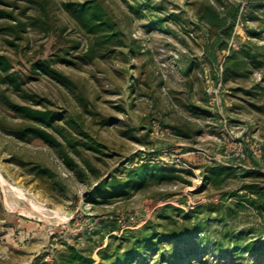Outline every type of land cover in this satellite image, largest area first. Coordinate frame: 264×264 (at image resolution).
<instances>
[{
    "label": "rangeland",
    "instance_id": "374dc122",
    "mask_svg": "<svg viewBox=\"0 0 264 264\" xmlns=\"http://www.w3.org/2000/svg\"><path fill=\"white\" fill-rule=\"evenodd\" d=\"M259 2L0 0L13 76L0 69V264H54L70 250L98 264L110 236L148 224L181 238L132 264H264ZM235 5L232 30L205 25L207 9L227 18ZM92 14L103 29L85 27ZM217 35L224 46L208 53ZM105 178L112 196L90 202Z\"/></svg>",
    "mask_w": 264,
    "mask_h": 264
},
{
    "label": "trees",
    "instance_id": "16d2710c",
    "mask_svg": "<svg viewBox=\"0 0 264 264\" xmlns=\"http://www.w3.org/2000/svg\"><path fill=\"white\" fill-rule=\"evenodd\" d=\"M257 7H259L263 13H264V2L256 3ZM88 12V9L85 5H82V7L79 10V17L86 18ZM240 13V5H235L230 9L227 13L226 17H221L220 14H217L212 9H207L205 11V19L203 20L205 25L208 27H217L219 29L226 28L228 30H232L234 25L236 24L237 16ZM93 15V14H92ZM97 15L91 16L89 19H87L85 23V27H87L91 32L93 31H99L104 28L105 20L100 21L96 18ZM224 39L221 37V35H217L213 40L210 41L208 39L206 43V50L208 53H210L211 49L220 50L224 46ZM235 50L231 49V54L228 57L227 64H229L231 61L235 58ZM216 59V58H214ZM235 65L237 64L236 61H234ZM227 68V66H226ZM0 69L4 70L6 72L8 77H13L11 74L7 73V66L6 61L3 58H0ZM33 116H35L38 120L44 121L49 118V114L46 113H40L35 111L33 112ZM264 157V155H263ZM248 159L253 163L255 167H259V161L258 158L252 155V153L249 152ZM175 173V171H174ZM173 173V174H174ZM109 184V178H105L102 181H100L95 189L91 192V195L89 196V200L92 203L96 202L97 197H101L105 201L112 196V193L106 188ZM125 184L120 183L119 187L122 189L121 192L124 191ZM171 209L173 213L178 214L183 212L174 207H166L164 210ZM190 216L187 215L185 219H189ZM163 220H165L164 224H167L170 221V217L167 215L162 217ZM178 221H174V224H177ZM162 226V225H161ZM118 230V229H117ZM181 233H175L174 231H170L169 233H157L154 226L148 224L145 227H143L140 230H128V231H122L120 236H110L109 237V243L107 247L101 251L98 252V255L100 256L99 263L98 264H107V261L109 259L114 260V264H132L133 262L137 261L139 258V255L142 252V249H151L154 248L159 242H167L172 240L173 242L176 240H180ZM85 263H93L92 259H85L79 255L78 252L75 250H70L68 253V256H63L60 261L54 263V264H85ZM43 264V263H40Z\"/></svg>",
    "mask_w": 264,
    "mask_h": 264
},
{
    "label": "built area",
    "instance_id": "2783aa9c",
    "mask_svg": "<svg viewBox=\"0 0 264 264\" xmlns=\"http://www.w3.org/2000/svg\"><path fill=\"white\" fill-rule=\"evenodd\" d=\"M153 124H154V129L156 130V133H159L160 132L162 135H164V134H170L169 129H161L160 127H158V125L155 124V122ZM259 152H261V151H259ZM247 155H248V153H247ZM237 156L245 157L244 150L243 149H240V151L237 153ZM253 156H255L256 158H258L260 155L259 154L257 155V153H255V155H253ZM212 162L213 161L210 160V158H209V162L208 163L211 164Z\"/></svg>",
    "mask_w": 264,
    "mask_h": 264
}]
</instances>
